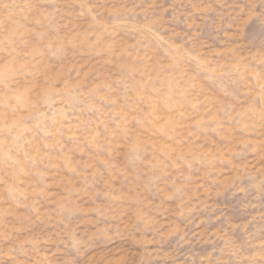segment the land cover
I'll use <instances>...</instances> for the list:
<instances>
[{
	"label": "rangeland",
	"instance_id": "obj_1",
	"mask_svg": "<svg viewBox=\"0 0 264 264\" xmlns=\"http://www.w3.org/2000/svg\"><path fill=\"white\" fill-rule=\"evenodd\" d=\"M0 264H264V0H0Z\"/></svg>",
	"mask_w": 264,
	"mask_h": 264
}]
</instances>
